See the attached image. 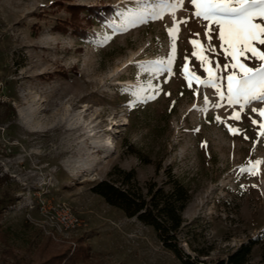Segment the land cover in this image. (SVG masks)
Returning <instances> with one entry per match:
<instances>
[{"label": "rangeland", "instance_id": "obj_1", "mask_svg": "<svg viewBox=\"0 0 264 264\" xmlns=\"http://www.w3.org/2000/svg\"><path fill=\"white\" fill-rule=\"evenodd\" d=\"M172 3L0 0V175L16 197L0 213V264H38L80 243L90 256L77 264H179L150 226L91 191L114 165L133 168L141 184H160L169 171L188 187L184 250L191 251L185 235L193 230L199 244L212 245L211 258L258 238L249 264H264V136L258 134L264 119L252 111L264 102L242 111L228 104L227 76L239 68L221 49L218 29L213 53L206 50L207 21L193 15L190 0ZM77 6L107 7L110 14L89 22L80 9L70 24ZM174 20L187 23L179 24L173 50ZM193 51L207 58L225 99L194 78L208 74ZM234 112L240 119L229 118ZM256 161L253 174L240 171ZM62 204L77 218L73 227L62 224Z\"/></svg>", "mask_w": 264, "mask_h": 264}, {"label": "trees", "instance_id": "obj_2", "mask_svg": "<svg viewBox=\"0 0 264 264\" xmlns=\"http://www.w3.org/2000/svg\"><path fill=\"white\" fill-rule=\"evenodd\" d=\"M72 8L74 13L84 9L89 22H99L110 14L107 7L77 6ZM79 34L86 36V34ZM6 106H9L6 104ZM12 112V108L8 107ZM133 151L135 149H132ZM167 179L160 184L155 180L139 183L133 168L125 169L118 165L112 166L107 177L93 182L91 191L99 195L109 205L122 211L126 217L137 220L152 228L162 247L170 251L179 264H249L252 248L259 242L258 238H248L222 257H209L212 245L199 244L195 230L186 233L185 241L191 251H186L181 245L180 233L184 226L182 212L186 207L190 192L188 187L178 178L167 171ZM7 178L0 175V213L8 205L14 203L16 197L12 190L5 187ZM190 234V235H189ZM264 236L259 235V238ZM197 241V242H196ZM196 242V243H195ZM69 249H59L50 254L47 259L38 264H77L86 263L90 254L85 244L80 243L71 253ZM264 260V252L262 253ZM62 258H64L62 260Z\"/></svg>", "mask_w": 264, "mask_h": 264}, {"label": "snow or ice", "instance_id": "obj_3", "mask_svg": "<svg viewBox=\"0 0 264 264\" xmlns=\"http://www.w3.org/2000/svg\"><path fill=\"white\" fill-rule=\"evenodd\" d=\"M184 0H173L172 7L174 8L178 4H183ZM190 3L194 6L195 11L193 15L204 21H207V28L205 35L209 40V49L213 53L216 52L214 46L211 45L212 34L218 29V39L221 42L220 47L225 52L226 57L231 56L235 63L231 64L233 69L239 68V73L233 72L227 76V102L231 106L233 104H240L241 111L245 104L251 101L264 102V51L258 50L254 46V42L260 45H264V0H190ZM159 18V17H157ZM260 21V22H257ZM187 23L186 20L179 22H173L171 28L168 29L169 36L173 38V50L175 42V34L179 31V24ZM195 35H199L198 33ZM191 43L194 47L197 45V40H192ZM202 47V46H201ZM203 50V49H202ZM251 52L252 57L261 61L260 66L256 68L248 67L239 60L240 56H244L245 59H251L246 53ZM193 56L201 57L196 51L192 52ZM187 59V58H186ZM201 59V67L208 74V78L200 80V77H194L197 81L203 84L205 87L215 88L216 92L220 95V99H225L223 93L220 92L217 86V80L219 77L215 76L213 70L205 67V60ZM172 56L169 55L168 63L171 64ZM220 65L217 63V68ZM225 69L229 67L228 64L223 65ZM169 72L170 68L167 69ZM185 79L188 81V86H192V80L188 77V66H183ZM194 95H198V92H194ZM154 98V97H153ZM243 101V104H241ZM204 103L207 105L208 97H204ZM216 106H219L217 104ZM195 108L196 106L193 105ZM254 113H258L259 116L264 119V109L253 108ZM230 119H240V113L234 112ZM219 122L220 118L216 117ZM253 124H257L256 120H252ZM260 128L264 129V123L260 124ZM199 131V129H194ZM229 131L233 134H238L239 130L229 126ZM264 136V131L258 133ZM245 139H248L245 136ZM260 164V161H256L254 165L240 169L241 172H249L253 174L254 168Z\"/></svg>", "mask_w": 264, "mask_h": 264}, {"label": "built area", "instance_id": "obj_4", "mask_svg": "<svg viewBox=\"0 0 264 264\" xmlns=\"http://www.w3.org/2000/svg\"><path fill=\"white\" fill-rule=\"evenodd\" d=\"M45 206L43 204V202L41 203V209H43ZM58 211L61 213L62 215V224L64 227H73L74 225H76L77 223V218H75L72 213L70 212L69 208L62 204L59 205L58 207Z\"/></svg>", "mask_w": 264, "mask_h": 264}]
</instances>
